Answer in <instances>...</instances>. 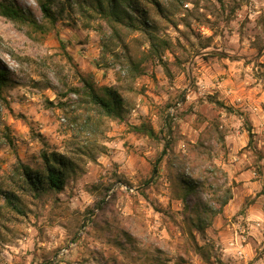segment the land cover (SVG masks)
Returning <instances> with one entry per match:
<instances>
[{
  "label": "clouds",
  "instance_id": "9594fccd",
  "mask_svg": "<svg viewBox=\"0 0 264 264\" xmlns=\"http://www.w3.org/2000/svg\"><path fill=\"white\" fill-rule=\"evenodd\" d=\"M0 264H264V0H0Z\"/></svg>",
  "mask_w": 264,
  "mask_h": 264
}]
</instances>
